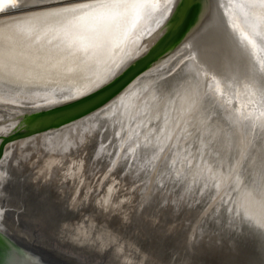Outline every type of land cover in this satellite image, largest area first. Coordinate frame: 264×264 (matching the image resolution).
<instances>
[{
  "label": "bare ground",
  "instance_id": "obj_1",
  "mask_svg": "<svg viewBox=\"0 0 264 264\" xmlns=\"http://www.w3.org/2000/svg\"><path fill=\"white\" fill-rule=\"evenodd\" d=\"M178 1L142 0L109 13L100 0H0V10H5L0 12V89L11 94H0V100L17 101L15 96L28 93L35 100L64 101L95 89L155 44L169 26L167 12L176 11ZM247 1L264 29V0ZM229 9L239 19L236 9ZM152 22L161 25L149 29ZM240 25L241 37H247V43L253 41L248 43L253 58L263 60L250 31ZM144 35L151 41L136 50L134 45ZM184 57L180 50L170 54L164 63L145 72L117 102L92 118L9 142L0 159L3 229L15 232L22 241H35L38 247H52L56 256L74 258V264H156L147 251L153 246L163 256L168 241L175 244V257L172 262L159 257L157 264H174L175 258L187 251L188 257H193L195 250L188 249L190 241L186 239L195 233L204 244L214 245L219 240L218 244L232 246L230 239L235 233L228 240L218 236L217 229L221 232L223 227L209 222L210 211L200 206L201 195L185 190L181 197L174 187L154 190L153 183L144 184L141 174L146 164L155 163L170 144L175 146L169 164L173 168L164 170L163 178L183 176L188 188L196 182L201 190L212 187L215 198L227 189V211L245 216L264 230V141L255 144L263 155L261 161L256 154L250 158L251 136L242 131L247 119L249 129L256 127L260 115L246 109L252 97L257 99L256 74L244 75L235 62L228 77L221 60L211 65L207 55L196 52L180 64ZM223 87L227 89L225 96L204 98L207 91L215 94ZM260 87L264 88L263 80ZM56 90L64 91L63 95L58 96ZM234 95L239 110L232 108ZM217 101L228 103L226 112L217 114ZM261 112L264 120V109ZM226 121L231 131H226ZM0 125V134L12 128L11 123ZM260 127L264 129L262 124ZM112 136L118 146L111 157ZM131 159L139 166L130 167ZM250 163L259 179L253 186L246 182ZM26 175L35 187L50 188L57 204L45 200L44 193L32 197L22 185ZM41 197L49 203H41ZM64 204L79 216L64 224L62 238L66 235L71 242L76 239L101 251L116 242L115 253L91 257L56 245L42 213L54 218L66 211ZM140 204L143 207L139 209ZM234 228L221 233L230 234Z\"/></svg>",
  "mask_w": 264,
  "mask_h": 264
},
{
  "label": "water",
  "instance_id": "obj_2",
  "mask_svg": "<svg viewBox=\"0 0 264 264\" xmlns=\"http://www.w3.org/2000/svg\"><path fill=\"white\" fill-rule=\"evenodd\" d=\"M232 6L236 9L239 19L235 16L236 14L232 13L233 11L229 9V7ZM251 7H253V5L247 0H179L175 13L172 15L170 14L171 17L167 24L169 26L155 44L149 45L148 49L118 69L114 76L110 77L106 82L95 89L76 98L64 101L56 100L55 102H46L43 97H40V100H35L33 96L28 93L15 96L17 101L0 100V124H12L11 129L0 134V159L5 153L7 144L11 141L26 138L38 133L57 131L81 119L92 118L98 115L107 107L117 102L120 96L137 84L139 79L145 76V72L164 63L170 54L177 50H180V52L185 55L184 59L179 62L180 64H184L192 58V54L200 52L201 55H207L209 57L208 60L211 65H218V62H220L219 60L223 61V71L226 73L224 75L228 77H230V69L231 67L234 68L235 62L237 63L238 71L244 73V75L250 74L254 77L256 74L257 81L255 87L257 88L255 89L258 91L257 99L255 100L252 97L251 101L247 103L248 108L246 109L253 113L260 112L261 115V110L264 109V95L262 94L264 93L262 92L264 88H262V90L260 87L262 79H260L259 72H253L252 65L256 60L250 53V51H252L251 47H249L244 37H241L242 31L240 29L241 23L250 31L253 38L254 32H260L263 29L261 26L262 21L258 20L252 13ZM1 11L5 10L2 9L0 12ZM254 40L257 42L259 48L262 49V47H264L259 44L258 40L255 38ZM235 53L238 54L235 55ZM262 53L264 60V51H262ZM257 74L259 76H257ZM224 87L221 90L218 88L215 94L212 91H207L204 93V98L212 97V99H217L218 96L223 97L222 95L227 92V89ZM236 91L237 90L234 91V94H236ZM56 92L57 95L60 96L63 95L64 91L56 90ZM0 94H5L6 96L11 95L7 89H2V87L0 89ZM227 97L229 96H226V98ZM234 97V101L232 100L233 103L231 102L232 108L234 110H239L240 104L237 101L238 97L235 95ZM59 98L60 97L57 99ZM217 102L219 104L216 106L217 114L223 113L224 110L226 112L228 103L226 101ZM260 115L258 116L259 119L257 118L258 120L255 119L257 120L255 124L256 127L249 129L248 119L245 121V124L242 125L243 133L251 136V140L249 139L251 142L249 150L250 158L256 154L259 161H261L264 155H261L260 151L255 146V144H260L264 141V129L260 127L261 124L264 125V120L261 119L262 115ZM226 122V131H231V125H228V121ZM226 131L223 129V132ZM113 140L114 138L112 136L109 142ZM222 140L223 136L218 138L219 142ZM117 146L118 144L115 138L110 150L111 157L116 152ZM174 148L175 146L169 144L168 148L158 157L155 163H150V161L146 164L144 172L141 174L143 179H145L144 184L153 183L155 186L152 188L155 190V188L161 187V180H164L165 188L174 187V189L178 190V194L181 197V194H183L182 192L185 190L187 193L191 192L189 193L190 195H201L202 203L200 206L208 207L207 210L210 211L207 213V217H210L209 222L216 221L217 226L223 227L221 232L225 234L229 231L230 226L235 227L231 230L230 234L228 233L229 235H222L219 230L220 228L217 229L218 236H224L226 240L231 238V235L235 233L234 238L230 239L232 241V246L230 245L229 247L224 243L218 244L220 242L219 240L217 241L218 246L210 242L204 244L203 239L198 238L196 233L192 236L189 235L186 239V241H190V247L188 249L195 250V255L193 254V257H188L187 251L182 256L180 255L178 258H175L176 261L174 262L176 263L174 264H264V230L256 228L245 216L239 214L232 215L227 211V203L225 200V190L227 189L224 188L215 198V190L212 187L201 190L202 186L200 183L196 182L192 188H188L185 177L183 176L177 179L171 176L167 178L162 177L169 167L173 168V166L169 164L172 158L170 155L172 153L174 154ZM257 152L260 155H258ZM139 159L138 157V161ZM138 161H136V159H131L129 165L131 164V166L135 168L137 165L139 166ZM142 165H145V162ZM116 166H118V163L114 165V168ZM256 170L254 164H248L246 174V182L248 185L253 186L259 181V179H257L258 177L254 175ZM251 172H253V175H251ZM24 180L25 190L31 191L32 197H37L39 194L44 193L43 196L45 200L48 199L52 205L57 204L55 201L56 198L53 196V192L50 188L47 186L35 187L32 179L27 175L24 177ZM152 188L149 187L148 189L152 191ZM187 193L184 196H187ZM42 199L43 197H41V200ZM48 201L42 200L41 203L44 204V202L47 203ZM148 202L149 200H147V205ZM35 204L41 206L38 201H35ZM64 205L66 211L61 212V216L57 221L53 220L58 214H56L54 218H49L47 213H42L48 226L46 230L51 238L56 241V245L58 244L63 248L71 247L75 253L78 250L83 254L88 253L87 255L91 257L102 256L104 253L107 254L108 246L111 243L106 247V250L101 251L99 247L90 248L88 244L77 241L74 236L73 239H75V242H71L70 239H67L65 234L64 238L60 236V234L65 233L63 230L64 224L76 220L79 216L78 212L69 207L68 204ZM138 207L140 209L143 207V204L138 205ZM53 222L57 223L56 227H53V225H55ZM213 225L214 224H212V227ZM157 229L156 227L154 230ZM51 245L55 246L53 241ZM170 246L173 247L171 248ZM174 247L175 244L171 245L168 241L166 247L163 248V251L167 250L163 256L162 254H158L159 248L156 249V247L153 246H151L147 253H151L149 258L153 257L152 259L156 261V264L158 263L157 260L160 259L159 257L165 259L166 262L167 259L172 262L171 259L175 257V252L172 250ZM111 252L115 253V248ZM190 254L192 253L190 252ZM114 255L115 254H113V257ZM114 261H116L115 257ZM74 263V258L56 256L52 247H38L35 241H22L16 236L15 232L3 229L0 224V264ZM142 264H144V262H142Z\"/></svg>",
  "mask_w": 264,
  "mask_h": 264
},
{
  "label": "snow or ice",
  "instance_id": "obj_3",
  "mask_svg": "<svg viewBox=\"0 0 264 264\" xmlns=\"http://www.w3.org/2000/svg\"><path fill=\"white\" fill-rule=\"evenodd\" d=\"M100 2L105 5L107 11L111 13L114 8H124L134 4H139L142 0H100ZM253 35L254 38L259 41V44L264 46V29L260 32H254ZM245 39H247V37H245ZM248 43L253 44V41H248ZM261 50L264 51V47H262ZM258 65H264V60H258L252 65L253 72H259L260 79L264 80V67H258ZM261 227H264V224H261Z\"/></svg>",
  "mask_w": 264,
  "mask_h": 264
},
{
  "label": "rangeland",
  "instance_id": "obj_4",
  "mask_svg": "<svg viewBox=\"0 0 264 264\" xmlns=\"http://www.w3.org/2000/svg\"><path fill=\"white\" fill-rule=\"evenodd\" d=\"M175 9H172V10H170V11H168L167 12V14H166V16L165 17H169V16H171L172 14H174V11ZM171 14V15H170ZM164 17V19H166ZM168 19V18H167ZM155 21V20H154ZM159 22H152V23H150L149 25H148V28L149 29H154L155 27H160V25H161V23H159ZM147 28V29H148ZM151 40H150V36L149 35H144V36H140V38L138 39V41L136 42V40H135V42H136V44L134 45V47L136 48V50H139V49H141V48H143V47H145L146 45H147V43H149ZM183 59V58H182ZM144 164V163H143ZM142 165V164H141ZM143 166V165H142ZM130 167H131V164H130ZM134 167V166H133ZM136 168V167H135ZM23 185V188L25 187V183H23L22 184ZM21 185V186H22ZM165 185V183H161V187L160 188H162L163 186ZM16 191H19L20 189L19 188H16L15 189ZM60 216H61V213H59L57 216H56V218L53 220V221H57V220H59V218H60ZM53 223H55V222H53ZM53 225V224H52ZM56 225H57V223H55V225H53V227L55 226L56 227ZM110 244V243H109ZM108 244V245H109ZM115 246H116V242H111V244L108 246V249H107V254L110 252V251H112L114 248H115ZM107 254H102V256L104 255H107ZM102 256H100L101 258H102ZM94 257V256H93ZM91 258V257H90ZM107 258V257H106Z\"/></svg>",
  "mask_w": 264,
  "mask_h": 264
}]
</instances>
